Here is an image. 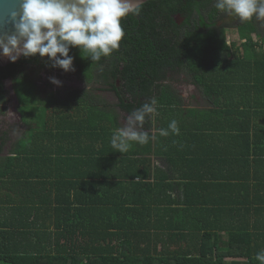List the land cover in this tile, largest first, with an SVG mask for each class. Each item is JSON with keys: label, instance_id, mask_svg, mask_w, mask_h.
<instances>
[{"label": "trees", "instance_id": "16d2710c", "mask_svg": "<svg viewBox=\"0 0 264 264\" xmlns=\"http://www.w3.org/2000/svg\"><path fill=\"white\" fill-rule=\"evenodd\" d=\"M215 2L143 4L139 16L122 19L120 47L98 62L70 47L73 75L91 90L42 97L34 76L63 69L39 54L0 68V116L10 102L9 80L19 104L44 105L34 124L18 109L27 128L2 138L3 145L12 144L13 156L0 158V189L27 191L35 181L38 201L32 204L36 211H51L53 225V230L43 227L39 217L28 224L31 215L20 214L26 222L2 232L0 264H259L254 256L264 249V194L255 204L215 201L206 167L225 165L219 154L207 152V144L213 134L226 132L222 126L228 121L232 130L246 134L254 128V153L264 157V124L257 121H264V107L256 104L254 116H247L248 109L240 107L245 103L234 97L235 91L264 94V52L252 38L255 16L242 21L238 38L228 44L221 25L228 12L216 9ZM175 15L185 22L178 25ZM234 52L237 56L228 58ZM180 74L210 109H183L172 78ZM98 92L113 94L115 102ZM152 98L157 114L146 118L141 130L155 138L117 152L113 131ZM173 119L179 135H159ZM154 157L164 159L167 174ZM48 192L56 198L44 206L39 199ZM43 238L50 246L39 244Z\"/></svg>", "mask_w": 264, "mask_h": 264}, {"label": "clouds", "instance_id": "9594fccd", "mask_svg": "<svg viewBox=\"0 0 264 264\" xmlns=\"http://www.w3.org/2000/svg\"><path fill=\"white\" fill-rule=\"evenodd\" d=\"M19 10L9 12L15 33L0 36V49L4 57L15 62L21 55L47 56L53 67L72 71L73 57L70 47H79L88 53L93 62L109 57L120 47L125 36L122 19L139 16L143 0H18ZM215 8L250 20L264 17V0H216ZM60 85V81L51 78ZM157 100L152 98L125 118L122 127L116 128L111 145L120 153H126L133 143L145 144L150 137L143 128L146 118L157 114ZM159 135H179L176 120L167 128H160ZM254 259L264 264V249Z\"/></svg>", "mask_w": 264, "mask_h": 264}, {"label": "crops", "instance_id": "0c3cea01", "mask_svg": "<svg viewBox=\"0 0 264 264\" xmlns=\"http://www.w3.org/2000/svg\"><path fill=\"white\" fill-rule=\"evenodd\" d=\"M189 85L194 88V90H196L197 92L195 86L191 84ZM242 90L248 91L250 89L247 88L245 90V88L242 87ZM251 91L252 92L244 94V96L241 95L239 92L235 91L234 96L236 101H242L243 103H245L241 104L240 107L241 109H248L246 110L247 116H254V110H257L258 107L256 106V104L259 103V106L264 107V94L260 95L255 90ZM197 94L198 92L187 97L179 92V96L183 100V109H210V105L205 104L203 101L201 102V104H198L199 101L197 98ZM192 101H195V103ZM249 110H251V114L249 113ZM17 112L18 118L23 124V119L18 109ZM257 121L258 124H264V121H260L258 119ZM23 126H25V124H23ZM222 127V131L226 129V132L221 134H213L211 140L208 141L207 152L209 149H212V156L215 154H219L225 159V165L215 163L206 167V171L209 172L207 177V188L209 187L213 189L214 194L212 196L215 198V201L237 203L242 202L243 199H246L251 204H255L259 201H262L263 199L258 197V195L264 194V157L262 159L257 158L256 154L254 153L255 129L253 128V130H251L249 134H246V132H244V130L240 128L238 131H235L231 129L232 126L229 125V121L226 122ZM155 132L156 131H153V133ZM5 136H9L8 132L4 133L3 136H0V145L4 144V140L2 138ZM12 136H15V134H12L11 137ZM17 142H15V144ZM11 145L12 144H9L7 146L3 145V147H1L2 151L0 153V158L13 156L11 154ZM153 160L159 169L165 171L166 174L169 172V166L167 165V163L164 162V159L154 157ZM153 167L155 168L154 165ZM45 169L46 172H48V170L49 172L53 170V168L48 167H46ZM63 170H66V167L60 166V171ZM193 171L198 172V170ZM173 179L174 178H172V180ZM34 185L35 181H33L32 185H29L31 189L28 188L27 191L25 189H18L14 191H5L0 189V244L3 242L2 232L7 231V229H9L6 227L19 228L26 222L25 220L20 218V214H23L25 211H27L26 213H29L31 215L30 217H27V223H30L31 221H34L39 217V222L43 225V227L50 228V230H53V225L50 222V220L52 219L50 217L52 212L47 211L46 207H44L43 211H36V205L32 204L34 201L35 203L38 201L37 198H34ZM8 196L9 198H7ZM55 198V193L48 192V194L44 193V195L39 199V201L43 202L44 206H46L45 204L47 203H53L55 201ZM25 203L31 204L27 207L22 206ZM224 205L222 207L226 208L224 207ZM31 207L32 210H30ZM49 210L52 209L49 207ZM228 211H230V209H226V213ZM230 214H232V212H230ZM6 222H8V224L4 225ZM250 222L253 223V218H251ZM222 235L227 236L224 233H222ZM35 241L36 239H32L33 243H35ZM39 244L46 247L47 244L50 246L51 242L46 243V240H44L43 238V240L39 241Z\"/></svg>", "mask_w": 264, "mask_h": 264}, {"label": "rangeland", "instance_id": "374dc122", "mask_svg": "<svg viewBox=\"0 0 264 264\" xmlns=\"http://www.w3.org/2000/svg\"><path fill=\"white\" fill-rule=\"evenodd\" d=\"M228 34H229V32H227V35ZM230 35H231V40L234 37H237L235 35V31H230ZM227 40L230 43V40L228 39V37H227ZM263 46H264V44H263ZM261 52H264V47L262 48ZM236 56H237V54H236V52H234V53H230L228 55V58L232 59V58H235ZM34 77H37V78H34V81L37 82L38 86L41 88L42 97H45L47 95V93L50 92V89L47 87V85H49V81H50V83H52L51 78H53V77L61 82L60 85L54 84V86L56 85L55 90H57V92H58L56 94V96H58V97L64 98L72 90H83V89L91 90V88H89L90 86H86L84 84V82L79 77H77L76 75H73L72 71H67L66 73L61 74V75H59L57 73H54L53 75H50L48 73H44L41 76L36 75ZM172 78L176 82L175 88L178 89L179 92L182 93L183 95L189 97V96L193 95L194 93L195 94L197 93L196 90H194V88H192L188 84V81H187L188 78L186 76L180 74L179 76H177V77L173 76ZM175 82H173V83H175ZM5 85H6V90L9 92L10 105L12 107V108H10L9 114L15 115L14 112H16V109H19V110L21 109V112L24 115V118L26 121H31V120L33 121V119H35L34 123L39 122L41 120V117H39V116H40L41 112L43 111L44 105H41V103L37 102V101H35L31 105V107H29V108L25 107L23 104H19L18 101H16L15 95L13 93V88H12L11 82L8 81L5 83ZM97 94L103 96L105 99L109 100L112 103L115 102V100L112 99L111 97H109L107 94H101L99 92ZM199 95L197 94V98L199 101L198 104H201L202 96L200 95V97H199ZM192 102L195 103V101H192ZM194 106H196V105H194ZM7 113H8V109L6 108L2 112V117L4 119L0 120V126L9 123V120H6L7 118H5L8 116ZM13 118L14 117H11V119H13ZM123 123H125V122L123 121Z\"/></svg>", "mask_w": 264, "mask_h": 264}, {"label": "flooded vegetation", "instance_id": "af4514ba", "mask_svg": "<svg viewBox=\"0 0 264 264\" xmlns=\"http://www.w3.org/2000/svg\"><path fill=\"white\" fill-rule=\"evenodd\" d=\"M174 20L176 21V23L178 25H182L185 22V19L182 18L179 15H175L174 16ZM242 21L243 20H241L238 16H236L234 14H230V13H225L224 14V19L221 22V25L222 26H225V28H226V35H227V32H229V34L227 35V37L230 40V42H231L230 31H235V35L238 38L237 31H238V28L242 26V23H243ZM254 26L256 27V30H257V32L253 33V36H252V38L254 40V43L255 44H260V46L264 47L263 46L264 42H262V40H264V17H262V18L255 17ZM244 42H245L244 40L243 41H240L239 44L240 43L242 44ZM257 49H258V46H257ZM44 73H46V72H42L41 71L39 73V76H41ZM64 73H66V72L63 70L61 72H58L57 74L61 75V74H64ZM53 74L51 73L50 75H53ZM35 78H37V77H35ZM36 85H37V88L41 91V88L38 86V83L37 82H36ZM174 85L176 86V82L174 83ZM47 87L50 89V92H53L55 95L58 93L57 90H55L56 85L54 86V84L50 83V81H49V85H47ZM107 95L109 97H111L112 99H115L113 94H107ZM8 97H9V95H8ZM9 100H10V98H9ZM5 108L8 109V113H7L8 116L5 117V118H7L6 120H9V123L0 126V136H3L4 133H6V132H8V135L9 136H11L13 133H15V131H18V130H21L22 131L25 128H27L26 126H23L22 122H20V120L18 118L17 109H16V112H14L15 115H10L9 114L10 113V108H12L11 105H10V102L7 104V106ZM11 117H14V118L11 119ZM1 119H4V118L2 116H0V120Z\"/></svg>", "mask_w": 264, "mask_h": 264}, {"label": "water", "instance_id": "95a60500", "mask_svg": "<svg viewBox=\"0 0 264 264\" xmlns=\"http://www.w3.org/2000/svg\"><path fill=\"white\" fill-rule=\"evenodd\" d=\"M149 1L156 0H143V4H146ZM11 10H19L18 0H0V36L12 35L15 33L13 24L9 19V12ZM22 58L23 55H21L15 62H12L8 58L3 56L2 49H0V68H6L11 64H17ZM9 82H11L12 84L11 80H9ZM15 98L16 101H18L16 96Z\"/></svg>", "mask_w": 264, "mask_h": 264}]
</instances>
